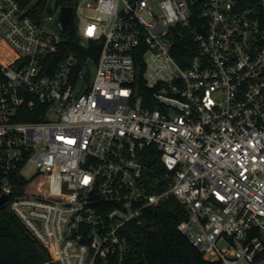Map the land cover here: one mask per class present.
Here are the masks:
<instances>
[{"label": "built area", "instance_id": "built-area-1", "mask_svg": "<svg viewBox=\"0 0 264 264\" xmlns=\"http://www.w3.org/2000/svg\"><path fill=\"white\" fill-rule=\"evenodd\" d=\"M61 6L0 0V195L41 263L120 261L172 197L203 259L264 264V0H73L70 41Z\"/></svg>", "mask_w": 264, "mask_h": 264}, {"label": "trees", "instance_id": "trees-1", "mask_svg": "<svg viewBox=\"0 0 264 264\" xmlns=\"http://www.w3.org/2000/svg\"><path fill=\"white\" fill-rule=\"evenodd\" d=\"M17 1L23 7L33 2ZM41 1L38 0V3ZM57 3L72 6L73 0H57ZM63 35L69 41L74 37L73 17ZM33 118L24 117L22 120ZM154 163L156 162L151 161V164ZM156 166L160 169L158 164ZM161 187L162 182L159 181L149 189L159 190ZM186 216L183 206L169 197L155 208L145 210L138 224L131 223L127 226L125 252L120 261L112 256L107 262L96 260L94 264H219L217 261L203 259L176 229L177 223L186 219ZM38 248L43 250L7 205H0V264H42Z\"/></svg>", "mask_w": 264, "mask_h": 264}, {"label": "water", "instance_id": "water-1", "mask_svg": "<svg viewBox=\"0 0 264 264\" xmlns=\"http://www.w3.org/2000/svg\"><path fill=\"white\" fill-rule=\"evenodd\" d=\"M70 13H71V9L69 6H61L60 7L59 18L62 22L63 27H65V25L68 23V21L70 19ZM5 199H6L5 195H0V205H2L4 203ZM37 252H38V256H39V259L41 260V262L46 261V256H45L43 250L41 248H38Z\"/></svg>", "mask_w": 264, "mask_h": 264}, {"label": "rangeland", "instance_id": "rangeland-1", "mask_svg": "<svg viewBox=\"0 0 264 264\" xmlns=\"http://www.w3.org/2000/svg\"><path fill=\"white\" fill-rule=\"evenodd\" d=\"M33 170H34L33 166L30 165V164H28V165L24 168L23 172H24L25 174H30V173L33 172ZM237 264H245V262H244V261H239Z\"/></svg>", "mask_w": 264, "mask_h": 264}]
</instances>
